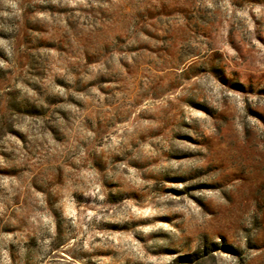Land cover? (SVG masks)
Listing matches in <instances>:
<instances>
[{
    "label": "rangeland",
    "instance_id": "374dc122",
    "mask_svg": "<svg viewBox=\"0 0 264 264\" xmlns=\"http://www.w3.org/2000/svg\"><path fill=\"white\" fill-rule=\"evenodd\" d=\"M0 264H264V0H0Z\"/></svg>",
    "mask_w": 264,
    "mask_h": 264
}]
</instances>
